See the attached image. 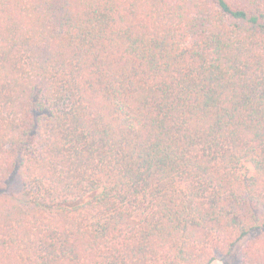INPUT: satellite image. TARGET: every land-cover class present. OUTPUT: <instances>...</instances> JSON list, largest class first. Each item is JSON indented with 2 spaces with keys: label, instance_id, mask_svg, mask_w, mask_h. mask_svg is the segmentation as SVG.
<instances>
[{
  "label": "trees",
  "instance_id": "trees-1",
  "mask_svg": "<svg viewBox=\"0 0 264 264\" xmlns=\"http://www.w3.org/2000/svg\"><path fill=\"white\" fill-rule=\"evenodd\" d=\"M264 264V0H0V264Z\"/></svg>",
  "mask_w": 264,
  "mask_h": 264
},
{
  "label": "rangeland",
  "instance_id": "rangeland-1",
  "mask_svg": "<svg viewBox=\"0 0 264 264\" xmlns=\"http://www.w3.org/2000/svg\"><path fill=\"white\" fill-rule=\"evenodd\" d=\"M247 240L240 242L233 250L231 256L217 259L213 264H240L239 251Z\"/></svg>",
  "mask_w": 264,
  "mask_h": 264
}]
</instances>
